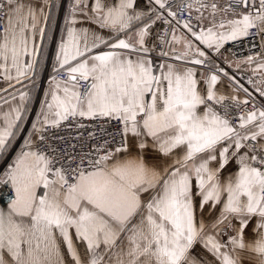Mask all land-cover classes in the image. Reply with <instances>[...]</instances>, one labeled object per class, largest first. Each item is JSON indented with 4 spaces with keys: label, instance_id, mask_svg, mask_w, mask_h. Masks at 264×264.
Wrapping results in <instances>:
<instances>
[{
    "label": "snow or ice",
    "instance_id": "snow-or-ice-1",
    "mask_svg": "<svg viewBox=\"0 0 264 264\" xmlns=\"http://www.w3.org/2000/svg\"><path fill=\"white\" fill-rule=\"evenodd\" d=\"M0 264H264V0H0Z\"/></svg>",
    "mask_w": 264,
    "mask_h": 264
},
{
    "label": "built area",
    "instance_id": "built-area-1",
    "mask_svg": "<svg viewBox=\"0 0 264 264\" xmlns=\"http://www.w3.org/2000/svg\"><path fill=\"white\" fill-rule=\"evenodd\" d=\"M229 47H231V45H229ZM237 53L238 56H242V55H245L247 54L246 53V49L240 47V46H236V48L234 49Z\"/></svg>",
    "mask_w": 264,
    "mask_h": 264
},
{
    "label": "crops",
    "instance_id": "crops-1",
    "mask_svg": "<svg viewBox=\"0 0 264 264\" xmlns=\"http://www.w3.org/2000/svg\"><path fill=\"white\" fill-rule=\"evenodd\" d=\"M61 22H62V20H61Z\"/></svg>",
    "mask_w": 264,
    "mask_h": 264
}]
</instances>
